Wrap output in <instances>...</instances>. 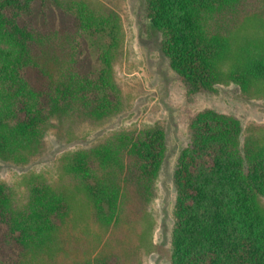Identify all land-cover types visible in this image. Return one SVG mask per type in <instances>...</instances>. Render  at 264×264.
Returning <instances> with one entry per match:
<instances>
[{
  "label": "trees",
  "instance_id": "trees-1",
  "mask_svg": "<svg viewBox=\"0 0 264 264\" xmlns=\"http://www.w3.org/2000/svg\"><path fill=\"white\" fill-rule=\"evenodd\" d=\"M145 13L190 96L264 85V0H145ZM122 41L118 16L82 1L0 0V161L26 165L49 130L117 113ZM189 123L191 143L173 172L171 264H264V143L242 147L240 122L215 110ZM165 149L163 129L143 126L69 152L61 189L31 175L19 199L0 182V264H55L74 194L103 230L147 205ZM100 256L72 264H116Z\"/></svg>",
  "mask_w": 264,
  "mask_h": 264
},
{
  "label": "rangeland",
  "instance_id": "rangeland-1",
  "mask_svg": "<svg viewBox=\"0 0 264 264\" xmlns=\"http://www.w3.org/2000/svg\"><path fill=\"white\" fill-rule=\"evenodd\" d=\"M72 1L84 2L98 15L118 16L123 43L113 70L121 90V108L98 122L75 120L49 130L39 153L28 164L15 166L0 161V182L13 186L19 199L24 178L31 175L43 176L54 188L68 186L64 157L69 152L92 148L116 132L159 125L166 149L154 197L147 205L120 215L114 226L103 230L93 221L84 197L74 194L53 258L55 264H72L99 255L114 257L116 264H171L176 196L173 172L179 153L191 143L190 120L202 110H215L240 122L242 147L254 139L264 143V85L256 94H246L235 85H220L215 94L190 96L161 50V36L146 17L145 0ZM52 18L54 26L59 23L56 15ZM90 59L88 66H95L92 56ZM260 203L264 208V198ZM48 259L46 264H52ZM108 261L113 264V260Z\"/></svg>",
  "mask_w": 264,
  "mask_h": 264
}]
</instances>
